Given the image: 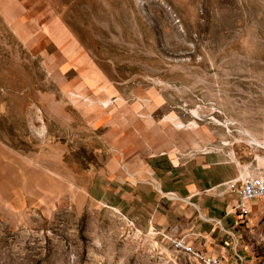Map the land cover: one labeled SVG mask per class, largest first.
Wrapping results in <instances>:
<instances>
[{
  "label": "rangeland",
  "instance_id": "obj_1",
  "mask_svg": "<svg viewBox=\"0 0 264 264\" xmlns=\"http://www.w3.org/2000/svg\"><path fill=\"white\" fill-rule=\"evenodd\" d=\"M210 156L264 172V0H0V264H192L89 190Z\"/></svg>",
  "mask_w": 264,
  "mask_h": 264
},
{
  "label": "crops",
  "instance_id": "obj_2",
  "mask_svg": "<svg viewBox=\"0 0 264 264\" xmlns=\"http://www.w3.org/2000/svg\"><path fill=\"white\" fill-rule=\"evenodd\" d=\"M152 159L151 180L130 183L99 176L91 183L90 196L121 212L143 232L155 228L166 235L186 237L196 252L227 264L239 257L236 244L243 222L234 212L238 197L228 191L227 184L240 171L216 156L197 158L183 166ZM256 205L251 204L252 212Z\"/></svg>",
  "mask_w": 264,
  "mask_h": 264
},
{
  "label": "built area",
  "instance_id": "obj_3",
  "mask_svg": "<svg viewBox=\"0 0 264 264\" xmlns=\"http://www.w3.org/2000/svg\"><path fill=\"white\" fill-rule=\"evenodd\" d=\"M227 185L228 191L238 197L234 212L242 218V221H246L245 219L250 216L252 203H264V172L248 176L240 172L239 177ZM148 234L153 238H164L176 252L189 256L192 264H226L222 259L193 250L186 237L166 235L155 228H151Z\"/></svg>",
  "mask_w": 264,
  "mask_h": 264
},
{
  "label": "bare ground",
  "instance_id": "obj_4",
  "mask_svg": "<svg viewBox=\"0 0 264 264\" xmlns=\"http://www.w3.org/2000/svg\"><path fill=\"white\" fill-rule=\"evenodd\" d=\"M31 27V26H30ZM256 145H258V146H262L259 142H257V141H255L254 142Z\"/></svg>",
  "mask_w": 264,
  "mask_h": 264
}]
</instances>
